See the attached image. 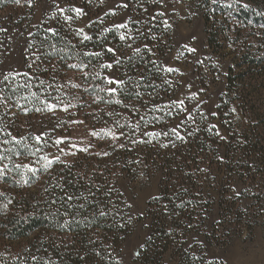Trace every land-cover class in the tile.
<instances>
[{"label": "trees", "instance_id": "trees-1", "mask_svg": "<svg viewBox=\"0 0 264 264\" xmlns=\"http://www.w3.org/2000/svg\"><path fill=\"white\" fill-rule=\"evenodd\" d=\"M108 1L67 0L63 12L56 8L32 34L24 70L1 82L0 236L26 240L30 248L0 264H120L121 247L141 217L134 216L119 182L157 172L162 181L159 194L148 202L151 232L141 250L142 264H165L170 251L176 264H215L203 247L188 246V239L206 228L218 174L225 169L232 181L247 171V182L257 179L238 159L247 156L246 166L254 164L261 147L234 136L247 110L264 111V0L247 7L200 2L209 48L218 54L230 49L235 59L218 107L227 142L203 111L189 116L173 103L180 83L164 65L173 48L172 29L160 11L165 0H127L131 19L123 28L102 23L99 15ZM34 5L33 0H0V12L20 7L23 21ZM72 9L93 18L91 39L79 33L83 14ZM3 38L0 20V56ZM106 61L124 82L115 93L107 90ZM73 64L81 67H69ZM210 71L221 74L218 66ZM45 102L68 110L61 116L35 111ZM39 125L47 133L44 142L34 139ZM77 126L87 129L89 139L62 151L55 140L71 136ZM53 156L59 161L45 168L44 157ZM29 165L37 171H29ZM219 202L223 213L214 225L215 237L230 214L222 192Z\"/></svg>", "mask_w": 264, "mask_h": 264}, {"label": "rangeland", "instance_id": "rangeland-1", "mask_svg": "<svg viewBox=\"0 0 264 264\" xmlns=\"http://www.w3.org/2000/svg\"><path fill=\"white\" fill-rule=\"evenodd\" d=\"M35 2L31 16L21 21L24 12L20 7L7 8L0 12V20L4 38L1 44L0 56V85L4 76L20 73L24 70L25 56L28 44L34 31L43 24L56 8H64L67 0H33ZM224 5L244 4L259 6V0H211ZM201 0H165L160 11L172 29V50L164 58L166 68L178 69L173 75L180 83L174 101H183L178 105L186 113L194 110L203 111L216 126L221 138L227 142L229 135L219 118L218 107L220 98L226 91L228 69L235 59L230 49L223 54L215 53L209 48L205 20L201 10ZM127 5L123 7L122 5ZM201 4V5H199ZM127 0H109L99 15L105 27H116L118 24H128L131 12ZM83 14V15H82ZM79 20L78 28L84 30L89 36V25L93 18L84 15ZM26 16V15H25ZM29 18V19H28ZM83 36V34H82ZM189 49H196L195 52ZM233 60V61H232ZM106 64H112L106 61ZM218 66L221 74L213 75L211 69ZM115 80L119 77L113 67L106 75ZM119 84H109L108 89ZM190 85V87H188ZM197 93V95H193ZM63 111H52V114L61 116ZM248 116V117H247ZM241 131L234 137L242 139L249 144L258 143L262 152L254 159L255 163L246 166L249 160L242 156L238 161L244 165L245 170L255 173L257 179L247 182V171H240L231 177L223 169L218 174L219 184L211 191L215 205L209 214L205 230L201 234H193L188 239V246L196 244L203 247L208 259L215 264H264V111L261 113L247 110L246 118L241 120ZM45 133L39 125L34 134ZM242 135L243 137L241 138ZM71 139L65 140L59 146L62 151H69L68 146L80 145L89 139V133L84 127L73 129L71 136H62ZM239 139V140H240ZM251 141V142H250ZM224 142V143H225ZM226 146V143H225ZM227 149L221 151L226 161ZM256 171V172H255ZM243 179H240V174ZM162 173L141 174L137 179L122 178L119 187L132 207L136 218H140L132 234L123 243L120 254V264H142L141 250L150 235L151 220L146 216L148 202L160 192ZM228 183H231L228 184ZM221 192L226 198L230 209L227 222H223L218 235H213L214 225L221 220L223 211L220 207ZM210 236L208 238L206 236ZM30 248L28 241L13 242L0 236V260L11 259ZM172 251L164 257L165 264H176Z\"/></svg>", "mask_w": 264, "mask_h": 264}, {"label": "snow or ice", "instance_id": "snow-or-ice-1", "mask_svg": "<svg viewBox=\"0 0 264 264\" xmlns=\"http://www.w3.org/2000/svg\"><path fill=\"white\" fill-rule=\"evenodd\" d=\"M16 2L19 3V0H16ZM161 2H163V0H161ZM28 3L31 4V3H32V0H28ZM122 6H123V7H127L126 4H125V5H122ZM245 6L247 7V5H245ZM72 10L75 11V12H77L78 14L82 13V9H72ZM60 11L63 12L64 9L61 8ZM161 15H163V13H161ZM66 19H69V20H70L71 17H66ZM116 27H117V28H123V27H126V24L121 23V24L116 25ZM49 30L52 31V32H55V29H49ZM79 33H80V34H83V38H84L85 40H89V39H91L90 36H88L87 34H84V30H83V29H79ZM120 39H125V37H124L123 34L120 36ZM107 51L110 52V53H112L114 56H115V54H116V50H115V49L109 48ZM135 51H136V52H139L140 49L137 48V49H135ZM189 51L195 52L196 49H189ZM94 55H99V54H98V53H95ZM116 63L119 64V61H116ZM69 67L76 68V67H81V65L73 64V65H69ZM83 67H87V65H83ZM104 67L111 68V67H112V64H107V65H105ZM166 70H167L168 72L178 71V69H174V68H171V67H168ZM85 75H87V73H85ZM4 79L7 80V79H8V76H7V75L4 76ZM107 82H108L109 84H121V85L124 83L123 81H121V80H115V79L112 78V77H108ZM188 87H190V85H188ZM107 90H108L109 92H111V93H115V92L117 91V89H116L115 87H111V88H109V89H107ZM32 95H35V93H33ZM193 95H197V93H194ZM117 103H121V101H117ZM173 103H174V104L178 103L179 105H183L184 102L181 100V101H174ZM57 107H60V105L55 104V103L45 102V105H44V108H43V109H41V108H36L35 111H37V112H41V111L52 112V111H54ZM23 110L25 111V114H27L28 110H27V109H23ZM63 110H64V111H67V110H68V107H67V106H64V107H63ZM184 111L187 112V109L185 108ZM233 111H235V109H233ZM189 116H190V113H189ZM73 123H79V124H82L83 121H73ZM212 127L214 128V127H216V126L213 125ZM210 130H211V129H210ZM172 132H173L174 134H177V135H178V138L183 139V137H180L179 134L177 133V129H176V128H173V129H172ZM91 134L94 135V136H95V135H99V133H96V132H93V133H91ZM217 134H219V133H217ZM107 135L112 136L114 139L117 138V137H116V134L113 133V132H111V131H108V132H107ZM121 135H123V133H121ZM146 135L156 136V135H159V133H146ZM164 135H167V133H164ZM46 136H47V133H41L40 135H36V136L34 137V139H35L37 142H44V141H43V138L46 137ZM12 139H13V140H17L18 138L15 137V136H12ZM65 140H70V138H68V137H59V138H57V139L55 140L54 143H55L56 145H60V144L64 143ZM133 142H135V141H133ZM140 142H143V141H140ZM72 146H73V147H76V145H72ZM120 146L123 147V145H120ZM164 146L166 147L167 145H164ZM82 150H83V151H87V149H82ZM104 154L107 155L108 153H104ZM2 158H3V157L0 156V159H2ZM44 159L47 160V164L45 165V168H47L48 165H51V164L53 163V161H59V157H58V156H53L51 159H49L48 157H44ZM28 168H29V171H31V172H35V171H37V169H35L34 167H31L30 165L28 166ZM0 174H3V170H2V169H0ZM69 199H71V197H69Z\"/></svg>", "mask_w": 264, "mask_h": 264}]
</instances>
